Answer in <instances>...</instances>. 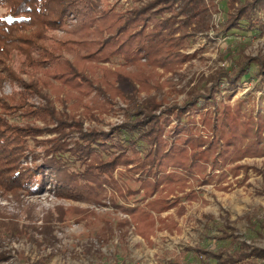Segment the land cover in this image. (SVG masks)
I'll return each instance as SVG.
<instances>
[{
	"label": "trees",
	"instance_id": "1",
	"mask_svg": "<svg viewBox=\"0 0 264 264\" xmlns=\"http://www.w3.org/2000/svg\"><path fill=\"white\" fill-rule=\"evenodd\" d=\"M220 1L224 31L245 22V29L263 33L264 0ZM216 6L218 0H131L126 6L118 0H0V197L11 195L20 203L22 195L48 191L64 200L111 206L99 240L118 233L126 243L132 231L152 242L158 230L180 231L172 213H161L172 210L182 217L185 201L197 200V186L224 189L231 186L229 176L243 171L235 179L242 184L249 166L239 161L264 156V107L246 110L244 100L229 104L218 96L234 90L252 63L264 82L257 59H231L229 70L216 71L202 92L192 87L180 104L162 106L156 95L139 97L158 89L160 70L175 72L194 57L191 42L210 28ZM13 52L22 57L17 65ZM113 61L119 65L103 64ZM5 84L12 88L9 94L3 93ZM117 96L127 105L122 122L108 129L84 127L86 119L100 121L111 111ZM197 116L208 129L206 137L197 132ZM110 212H116L112 219ZM51 216L40 226L32 224L29 211V224L15 214L0 217V244L26 238L41 249L54 246ZM219 221L208 236L228 240V247L187 245L180 255L191 252L201 263L264 264V248L247 243L227 218ZM109 255L106 264H128ZM8 256L1 250L0 262ZM45 258L28 264H43ZM172 264L193 263L178 256Z\"/></svg>",
	"mask_w": 264,
	"mask_h": 264
},
{
	"label": "rangeland",
	"instance_id": "2",
	"mask_svg": "<svg viewBox=\"0 0 264 264\" xmlns=\"http://www.w3.org/2000/svg\"><path fill=\"white\" fill-rule=\"evenodd\" d=\"M120 5H129L131 0H118ZM225 2L218 0V6L212 10L210 28L198 33L191 42L189 53L194 57L183 63L175 72H163L160 70V85L158 89L142 91L139 97L142 99L147 95H156L162 106L172 103H182L187 92L192 87L202 92L210 84V78L220 68L229 70L231 59L239 56H248L257 59L259 65L264 69V31L245 29V22L241 27L230 31L223 30ZM4 9L0 7V14ZM260 11L259 13H261ZM264 20V19H263ZM22 57L13 52L11 62L17 65ZM105 66L114 67L119 65L117 61L103 63ZM258 64L252 63L249 74L243 81L236 85L234 90L222 91L218 96L224 102L234 104L244 100L243 108L264 107V82L258 72ZM12 88L5 84L3 93L9 94ZM232 93L230 98L227 95ZM113 109L102 113L100 121L86 119L84 127H96L108 129L110 125L122 122L125 119L124 109L126 102L120 97H115ZM56 108L62 107L56 103ZM67 111H72L67 109ZM22 122V119H13ZM197 132L203 137L208 135V129L200 123L197 116ZM43 136H41L42 138ZM39 161V160H38ZM37 161V162H38ZM30 163V158L27 164ZM249 166L247 179L240 185L235 179L245 175L241 171L236 177L229 176L230 187L219 189L213 184L197 186V200L186 202V212L182 217H177L172 210L161 213L162 216L172 213L177 220L180 231L168 233L158 230L147 242L141 237L129 232L125 243L120 234H113L108 241L98 239V233L103 225V217L106 211L112 212V207H104L85 202L64 200L57 198L51 192H44L34 196L22 195V201L17 203L8 195V198L0 197V217L7 215H18L20 221L29 224L26 213L29 211L33 217L32 224L38 226L44 224V219H53L55 245L47 249H41L26 238H17L10 241L5 240L0 244V251H6L9 255L7 261L0 264H28L42 255L46 258L43 264H106L109 253H114L118 258H125L128 264H172L179 257L184 262L193 264L201 263V258L188 252L183 256L181 251L187 245L200 244L203 247L216 245L217 247H228V240L215 241L209 238L208 234L216 232L221 224V217L227 218V222L233 226L237 233L251 246L264 248V156L245 157L239 161ZM26 162H24V165ZM123 168L120 167L119 171ZM119 172L116 173L118 175ZM131 185H136L132 179L127 180ZM126 181V182H127ZM225 185V184H223ZM11 197V198H10ZM135 195L134 198H139ZM107 202V200H106ZM27 209V211H25ZM97 211L96 215L90 216L89 210ZM63 211V217L60 212ZM109 213V217L115 215ZM211 214L214 219L207 221L204 215ZM27 220V221H26ZM106 255L100 258L99 254ZM240 264H253L252 261H244Z\"/></svg>",
	"mask_w": 264,
	"mask_h": 264
}]
</instances>
